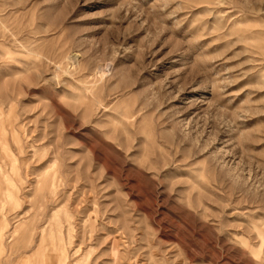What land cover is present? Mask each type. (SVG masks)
Returning a JSON list of instances; mask_svg holds the SVG:
<instances>
[{
	"label": "rangeland",
	"instance_id": "rangeland-1",
	"mask_svg": "<svg viewBox=\"0 0 264 264\" xmlns=\"http://www.w3.org/2000/svg\"><path fill=\"white\" fill-rule=\"evenodd\" d=\"M0 264H264V0H0Z\"/></svg>",
	"mask_w": 264,
	"mask_h": 264
}]
</instances>
